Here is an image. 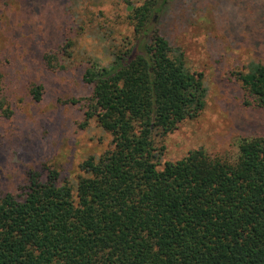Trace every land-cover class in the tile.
<instances>
[{
    "label": "trees",
    "instance_id": "obj_1",
    "mask_svg": "<svg viewBox=\"0 0 264 264\" xmlns=\"http://www.w3.org/2000/svg\"><path fill=\"white\" fill-rule=\"evenodd\" d=\"M122 1L131 35L94 28L108 59L87 60L81 74L91 92L79 126L95 119L108 148L79 164L74 184L48 168L44 180L29 171L22 194L0 195V264H264V137L241 138L232 160L202 148L162 160L164 138L208 95L202 73L160 30L172 6L191 0ZM75 16L71 25L83 29ZM67 33L41 50L46 70L68 69ZM230 73L244 103L264 109V63ZM5 77L0 68V116L10 118Z\"/></svg>",
    "mask_w": 264,
    "mask_h": 264
},
{
    "label": "rangeland",
    "instance_id": "obj_2",
    "mask_svg": "<svg viewBox=\"0 0 264 264\" xmlns=\"http://www.w3.org/2000/svg\"><path fill=\"white\" fill-rule=\"evenodd\" d=\"M221 3L226 7L220 13ZM68 12L83 29L71 25ZM235 12L236 24L229 17ZM126 14L122 0H0V68L13 109L10 118L0 116V195L22 194L27 173L44 180L48 168L58 172L59 182L74 184L79 164L108 148L110 135L95 119L79 126L91 92L81 74L87 60L108 59L94 28L112 29L118 39L131 35ZM63 29L73 37L72 60L68 69L51 72L41 62V50L61 44ZM160 30L183 50L186 65L202 73L208 88L200 114L162 141V160L175 161L198 148L232 160L241 138L264 137V109L244 103L230 73L250 60L264 63V2L180 1ZM71 98L79 102H68Z\"/></svg>",
    "mask_w": 264,
    "mask_h": 264
}]
</instances>
